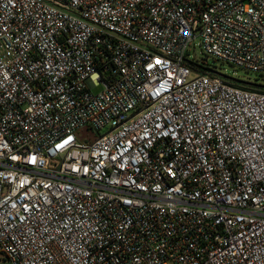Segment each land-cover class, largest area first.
<instances>
[{
  "label": "built area",
  "instance_id": "built-area-1",
  "mask_svg": "<svg viewBox=\"0 0 264 264\" xmlns=\"http://www.w3.org/2000/svg\"><path fill=\"white\" fill-rule=\"evenodd\" d=\"M196 47L264 75V0H0V260L264 264V94Z\"/></svg>",
  "mask_w": 264,
  "mask_h": 264
},
{
  "label": "rangeland",
  "instance_id": "rangeland-1",
  "mask_svg": "<svg viewBox=\"0 0 264 264\" xmlns=\"http://www.w3.org/2000/svg\"><path fill=\"white\" fill-rule=\"evenodd\" d=\"M189 56L190 60L193 62H197L198 64L204 66L205 68L219 73L221 75H224L226 77H230L236 80L240 81H254L255 79L258 80V82L264 84V75L259 76L254 73L246 72L240 69H234L230 67L229 65L222 64L216 60H213L212 58H207L205 55H203L198 47L191 48L189 50ZM106 132V129L102 130L100 134H104ZM76 136L78 137V141L81 140H94L97 138L98 134L89 130V129H81L77 131ZM0 264H6L5 261L0 260Z\"/></svg>",
  "mask_w": 264,
  "mask_h": 264
},
{
  "label": "trees",
  "instance_id": "trees-1",
  "mask_svg": "<svg viewBox=\"0 0 264 264\" xmlns=\"http://www.w3.org/2000/svg\"><path fill=\"white\" fill-rule=\"evenodd\" d=\"M200 66H201V68L205 69L204 66H202V65H200ZM222 76L224 77V81L231 86L238 87V88L246 90V91L264 94V84L258 82L257 79L254 80L256 82L240 81V80H236V79H233L230 77H226L224 75H222Z\"/></svg>",
  "mask_w": 264,
  "mask_h": 264
}]
</instances>
